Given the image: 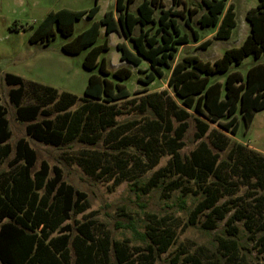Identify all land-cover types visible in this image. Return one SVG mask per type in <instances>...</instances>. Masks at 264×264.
Returning a JSON list of instances; mask_svg holds the SVG:
<instances>
[{"label":"trees","instance_id":"trees-1","mask_svg":"<svg viewBox=\"0 0 264 264\" xmlns=\"http://www.w3.org/2000/svg\"><path fill=\"white\" fill-rule=\"evenodd\" d=\"M134 1L115 0L113 10L106 11L98 22L90 23L86 29L62 45L61 50L67 55H77L87 50L81 66L89 72L95 69L97 71L89 75L82 97L34 82L28 83L26 88L20 77L12 74L3 76L5 84L10 87L8 102L14 106L15 120L27 123L26 137L45 145L59 147L79 137L91 121L92 124L98 123L102 129L115 125L113 119L118 112L108 104L129 97V92L119 82L127 79L131 71L126 67H120L113 72L107 70L105 60L100 59L102 52L108 50L107 40L93 45L99 35L100 26L104 28L106 36L120 33L130 42L132 50L124 43L116 44L120 61L132 66H138L142 61L149 64L150 71L143 80L139 78V82L150 84L156 77H162V68H171L170 60L175 57L178 47L188 44V36L180 34L174 19H184L183 11L170 8L165 10L161 0H143L133 14L129 7ZM225 1L202 0L206 13L198 20L201 28L217 27L215 37L218 39L228 38L235 26L233 6L230 4L226 7ZM180 4L179 0H173V5ZM157 8L159 16L155 20L153 14ZM97 10L95 0L94 6L87 12L67 9L49 12L34 28L29 42L48 43L54 38L55 32L68 38L72 34L75 21L83 16L91 19ZM114 12L117 13L116 16ZM187 12L185 25H188L195 13L194 10ZM245 20L249 25V33L243 42L238 47L225 50L213 63L187 55L172 66L167 84L179 103L166 92L145 96V103L156 116V120L150 121L146 127L150 132L156 131L160 134L159 151L170 156L167 166L155 172L146 182L147 190L157 187L169 175L176 176L163 187L169 193L176 189H180L183 194L188 193L184 182L193 181L201 188L210 175L220 179L216 172L222 162L218 161V155L212 153L208 145L200 142L188 156L182 158L180 155L179 150L184 146L182 137L188 128L187 119H193L195 140L206 137L214 149L223 151L229 141L224 133L236 135L239 119L247 131L255 113L264 109V0H257L256 6L246 11ZM154 24L157 28L152 35L143 30L145 26ZM137 25L140 31L134 36ZM193 35L195 36L194 32ZM246 57H252L257 62L247 68L244 75L237 69L230 70L231 67H239ZM217 76H223V82L215 79ZM27 91L33 95L35 102L22 105ZM162 95L166 98L162 99ZM78 102L81 105L73 109ZM45 104L52 106L54 118L44 108ZM7 114L8 109L0 103V164L12 154L7 165L18 167L13 172L8 170L9 172L0 174V264H47L44 252H49L58 261L66 260L67 246L71 239L69 226L60 228V236L53 239H49V226L53 224L52 231L58 229L61 223L70 219L72 211L80 208L86 196L62 180V171L57 166L50 168L45 161H41L39 168L33 170L37 156L26 138H19L13 147L7 143L11 137ZM171 118L177 122L176 127H173ZM208 122L216 123L221 131L211 129ZM152 150L155 149L151 146L146 148L147 153ZM227 159L232 162L233 170L248 188L264 190V154L249 150L241 144H234ZM156 163L157 156L150 158L147 168L154 167ZM41 189L45 193L38 195ZM202 190L205 196L191 211L187 224L193 225L198 215L208 210L204 223L209 229H213L215 221L222 219L229 207L216 206L220 197L216 188L203 187ZM48 197L60 205L55 223L50 220L52 204ZM253 200L252 208L255 212L250 215L245 212H239L238 215L234 212L232 215L239 220L245 219L244 224L249 231L254 230V217L262 218L264 195L253 197ZM149 217L154 218L152 215ZM228 223L229 220L227 225ZM86 225L82 223L78 229ZM257 227L258 231H264V219ZM149 241L146 254L142 257L143 261L151 263L156 255L165 253L172 245L174 234L168 228H154L149 234ZM79 242L84 246L75 253L76 264H89L94 256L99 263L134 264L127 246L117 241H109L106 236L97 242H86L82 238H79ZM256 242L264 252V236ZM110 251L113 252L114 263L109 261Z\"/></svg>","mask_w":264,"mask_h":264},{"label":"rangeland","instance_id":"rangeland-1","mask_svg":"<svg viewBox=\"0 0 264 264\" xmlns=\"http://www.w3.org/2000/svg\"><path fill=\"white\" fill-rule=\"evenodd\" d=\"M142 1L135 0L129 11L135 14L137 5ZM179 1L180 5H173V0H161L163 9L183 11L184 19L179 17L174 19L180 34L188 36V44L179 46L175 57L170 60L171 68L187 55L213 63L225 50L238 47L249 33L245 13L257 4V0H226V7L230 4L233 6L235 26L228 38L218 39L215 37L217 27L201 28L198 23L201 15L206 13L202 0ZM114 3L115 0H97L96 14L91 19L83 16L75 21L72 34L68 38L55 32L54 38L48 43H30L29 36L32 31L49 12L61 9L87 12L94 6L95 0H0V95L8 109L11 143L14 145L19 138H26L37 156L33 170L39 168L41 161H45L50 168L57 166L62 171V180L86 196L80 208L72 211L70 219L61 223L58 229L52 231L53 224L49 226L51 228L49 239L60 236L62 230L60 228L69 226L71 239L67 246V259L58 261L51 257L49 252H44V260L47 264H76L75 253L84 246L79 242V238L86 242H97L106 236L109 241H117L127 246L134 264H264V252L256 242L258 238L264 236V231H258L257 227L264 219V203L263 219L254 217L252 231L246 228L245 219L232 217L234 212L238 215L239 212L249 215L255 212L252 208L253 197L264 195V190L248 188L233 170L232 162L227 159V154L234 144H241L249 150L264 154V109L255 113L247 131L239 119L236 135L223 132L229 137L228 146L223 151L214 149L206 137L195 140L193 119H187L188 128L182 137L184 146L179 150L180 155L182 158L188 156L198 143L203 142L209 146L212 153L218 155V161L222 162L216 172L220 179L210 175L201 188L193 181L184 182L188 193L183 194L180 189L169 193L163 187L176 178L169 175L157 187L147 190L146 182L155 172L167 166L170 156L159 151L160 134L156 131L150 132L146 127L150 121L156 120V116L145 103V96L166 92L173 100H177L172 88L167 84L171 68H162V77H156L150 84L139 82V78L143 80L150 71L149 64L142 61L140 65L132 66L120 61L116 44L124 43L132 50L130 42L120 33H110L106 36L104 28L100 26L99 35L93 45L107 40L108 50L100 55V59L106 62L107 70L113 72L120 67H126L131 71L127 79L119 82L129 92V97L108 104L118 112L113 119L115 125L102 129L98 123L92 124L91 121L83 133L71 143L54 147L26 137L27 123L15 120L14 106L6 103L8 86L3 76L12 74L20 77L26 88L28 83L34 82L51 86L59 92H69L82 97L89 75L97 71L95 69L89 72L81 66L87 50L77 55H67L63 53L61 47L86 29L90 23L98 22L106 11L113 10ZM188 10H194L195 13L188 21V25H185ZM116 15L114 12V16ZM158 16L157 8L153 17L157 20ZM139 28V25L135 27L134 36L138 35ZM156 28V24L147 25L143 30L152 35ZM262 58L264 59V54ZM256 62L252 57H246L239 67H231L230 70L237 69L244 75L247 68ZM110 79L112 80L111 77ZM215 79L220 82L224 80L223 76H217ZM161 97L166 98L165 95ZM34 102L33 95L27 91L22 105ZM140 102H143V105H140ZM177 102L179 103L178 100ZM80 105L81 102H78L73 109ZM44 108L51 112V118L55 117L50 104H45ZM171 121L173 127H176L177 122L173 118ZM209 126L211 129L221 131L216 123H209ZM148 146L155 150L147 153ZM155 156L156 165L147 168L150 158ZM11 158L12 155L7 157L5 163ZM17 167L5 164L1 170L13 172ZM51 176L52 171L49 172V177ZM203 187L216 188L220 196L216 206L229 207L223 218L215 221L213 229H209L204 223L208 210L198 215L193 225L187 224L191 211L205 196ZM44 193L41 189L38 195ZM48 199L52 204L50 220L55 223L60 205L50 197ZM150 215L154 218L151 219ZM82 223L87 224L86 227L78 229ZM154 228L172 230L174 241L165 253L156 255L149 263L143 261L142 256L146 254V246L150 242L149 234ZM93 252L92 249L91 253ZM109 261L115 262L112 251L109 253ZM89 264L104 262L99 263L94 256Z\"/></svg>","mask_w":264,"mask_h":264},{"label":"crops","instance_id":"crops-1","mask_svg":"<svg viewBox=\"0 0 264 264\" xmlns=\"http://www.w3.org/2000/svg\"><path fill=\"white\" fill-rule=\"evenodd\" d=\"M7 86V85H6ZM9 89H10V87H8V91H9ZM56 89V88H55ZM7 91V92H8ZM72 94V93H71ZM0 98H1V95H0ZM0 103H1V105L3 106V107H6V105H5V102L4 101H2V99H0ZM6 103L7 104H9V102H8V93H7V101H6ZM10 105V104H9ZM7 108V107H6ZM6 118H7V116H6ZM8 119V118H7ZM9 128H10V126H9ZM11 131V130H10ZM11 138H12V133H11V137H10V139L7 141V143H9L10 144V146L11 147H13L14 145H12V143H11ZM12 155V154H11ZM7 165L8 163L6 162L5 163V161L3 160V161H1V164H0V174H3V173H6L8 170H1V168L4 166V165Z\"/></svg>","mask_w":264,"mask_h":264}]
</instances>
